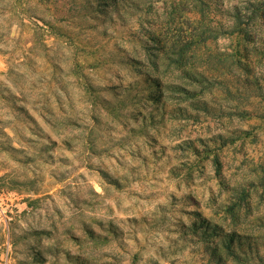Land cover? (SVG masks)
Returning a JSON list of instances; mask_svg holds the SVG:
<instances>
[{
    "label": "rangeland",
    "instance_id": "1",
    "mask_svg": "<svg viewBox=\"0 0 264 264\" xmlns=\"http://www.w3.org/2000/svg\"><path fill=\"white\" fill-rule=\"evenodd\" d=\"M248 1L0 0V264H264Z\"/></svg>",
    "mask_w": 264,
    "mask_h": 264
},
{
    "label": "trees",
    "instance_id": "2",
    "mask_svg": "<svg viewBox=\"0 0 264 264\" xmlns=\"http://www.w3.org/2000/svg\"><path fill=\"white\" fill-rule=\"evenodd\" d=\"M200 2V1H199ZM247 2V1H245ZM201 3V2H200ZM251 9H252V18H258L262 15V13H264V0H252V1H248ZM234 10L235 11H238V8L237 7H234ZM239 12H236L235 14V20H236V24L238 25V21H239V16H238ZM239 33H241L243 35V30H238ZM244 36V35H243ZM250 38V37H249ZM248 38V41H250V39ZM257 52V51H255ZM246 56H243L245 57L243 60H245V62L248 64L247 68L245 67V65H243L241 67L242 70L245 71V73L248 74V70L250 71V73L252 72L253 73V70L252 69V66H251V63L253 64V66H256V68L260 65V63L262 62V58H255V56L253 55V52H248V54H245ZM257 55V53H256ZM264 55V54H263ZM253 56V57H252ZM251 57V58H250ZM250 59V60H249ZM201 228L203 229H207V230H210V229H213L214 232L218 233L219 229L217 228V226H211L210 224H204L203 226H201ZM223 241H224V245L226 247V251L227 253H229L230 256L234 257L235 255V252L231 249V244L233 245V243L236 242L237 245L240 244V239H236L235 240V236H233L232 234H226L223 236Z\"/></svg>",
    "mask_w": 264,
    "mask_h": 264
}]
</instances>
